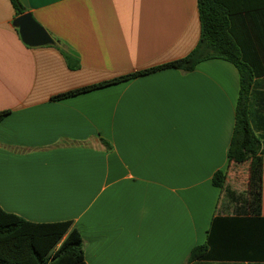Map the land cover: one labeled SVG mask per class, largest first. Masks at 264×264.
<instances>
[{"label": "crops", "instance_id": "0c3cea01", "mask_svg": "<svg viewBox=\"0 0 264 264\" xmlns=\"http://www.w3.org/2000/svg\"><path fill=\"white\" fill-rule=\"evenodd\" d=\"M18 1L52 43L22 42L18 15L0 0V111L9 110L0 121V207L36 223L72 221L86 264H186L213 217L234 214L233 201L222 203L234 65L214 58L51 97L185 56L200 35L197 0ZM248 105L264 156V75L254 76ZM216 170L222 188L211 182ZM239 186L230 190L252 216L251 188ZM236 240L251 257L189 264H264L262 236L255 248L248 236Z\"/></svg>", "mask_w": 264, "mask_h": 264}, {"label": "trees", "instance_id": "16d2710c", "mask_svg": "<svg viewBox=\"0 0 264 264\" xmlns=\"http://www.w3.org/2000/svg\"><path fill=\"white\" fill-rule=\"evenodd\" d=\"M9 1L16 15L24 12L18 0ZM259 8L261 7L253 6L250 0H197L200 35L194 48L185 56L51 97L60 99L166 67L190 71L199 62L214 58L226 60L234 65L239 75V89L227 157L229 163L253 160L250 176L252 216L246 215V199L243 194L226 190V196L236 204L234 214L213 217L206 242L190 250L186 264L198 259L251 257L248 254L243 255L242 244L233 246V239L239 241L248 236L251 248H255L257 244L254 239L259 236L264 238V217L259 216L262 201L261 182L258 180L259 174L256 176V171L259 172L262 167L264 156L259 154V141L250 126L248 105L254 76L264 75V7ZM8 112L9 110L0 111V121ZM225 178L224 171L216 170L211 182L214 186L222 188ZM243 233L249 235L244 236ZM260 258L264 259V254L260 255ZM0 264H86L81 235L72 226V221L36 223L0 207Z\"/></svg>", "mask_w": 264, "mask_h": 264}, {"label": "rangeland", "instance_id": "374dc122", "mask_svg": "<svg viewBox=\"0 0 264 264\" xmlns=\"http://www.w3.org/2000/svg\"><path fill=\"white\" fill-rule=\"evenodd\" d=\"M253 160L252 159H247L242 163H231V169H230V174L228 175V186H225V190L229 189L231 187H234L235 185H240L239 188H243V192L246 193V188H251V171L253 167ZM262 167L260 168V171H256V176H258L259 182H261V203L264 205V159L262 161ZM224 190V195L222 197V203L231 205V201L226 196ZM239 190V189H238ZM240 191V190H239ZM241 192V191H240Z\"/></svg>", "mask_w": 264, "mask_h": 264}, {"label": "water", "instance_id": "95a60500", "mask_svg": "<svg viewBox=\"0 0 264 264\" xmlns=\"http://www.w3.org/2000/svg\"><path fill=\"white\" fill-rule=\"evenodd\" d=\"M13 25L17 27L19 36L26 45L41 46L52 43L50 34L34 19L30 12L18 15L13 20Z\"/></svg>", "mask_w": 264, "mask_h": 264}]
</instances>
